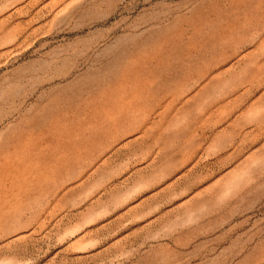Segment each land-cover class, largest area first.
I'll return each instance as SVG.
<instances>
[{"label":"rangeland","instance_id":"1","mask_svg":"<svg viewBox=\"0 0 264 264\" xmlns=\"http://www.w3.org/2000/svg\"><path fill=\"white\" fill-rule=\"evenodd\" d=\"M0 264H264V0H0Z\"/></svg>","mask_w":264,"mask_h":264}]
</instances>
